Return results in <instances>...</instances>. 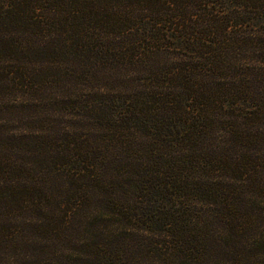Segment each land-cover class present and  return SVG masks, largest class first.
<instances>
[{"label":"trees","instance_id":"trees-1","mask_svg":"<svg viewBox=\"0 0 264 264\" xmlns=\"http://www.w3.org/2000/svg\"><path fill=\"white\" fill-rule=\"evenodd\" d=\"M0 264H264V0H0Z\"/></svg>","mask_w":264,"mask_h":264}]
</instances>
